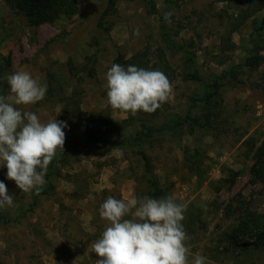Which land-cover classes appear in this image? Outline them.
Segmentation results:
<instances>
[{"label": "rangeland", "instance_id": "374dc122", "mask_svg": "<svg viewBox=\"0 0 264 264\" xmlns=\"http://www.w3.org/2000/svg\"><path fill=\"white\" fill-rule=\"evenodd\" d=\"M108 1L76 0L72 16L31 25L0 0V95L10 93L8 75L27 71L46 95L16 107L66 123L47 194L20 191L0 166L14 197L0 207V264H95L91 244L106 227L99 211L109 196L186 204L189 264L196 255L206 264H264V250L222 252L218 240L249 213L264 214V179L251 175L254 149L245 144L264 137V65L245 67L249 55L264 57V0H150L154 12L143 0H113L115 11L104 15ZM138 60L163 72L172 93L153 113L122 114L108 104L106 72ZM213 75H223L217 104L199 128L192 119L204 122L201 98ZM187 115L177 132L167 125Z\"/></svg>", "mask_w": 264, "mask_h": 264}, {"label": "clouds", "instance_id": "9594fccd", "mask_svg": "<svg viewBox=\"0 0 264 264\" xmlns=\"http://www.w3.org/2000/svg\"><path fill=\"white\" fill-rule=\"evenodd\" d=\"M171 15L165 13L164 19L169 21ZM6 80L10 93L0 95V166L6 167L7 179L20 191L35 190L39 195L49 164L63 152L66 123L56 119L42 123L35 113L16 107L35 105L45 98L46 86L29 72L17 71ZM106 82L110 107L133 116L153 113L172 93L163 72L135 65L113 64L106 72ZM13 199L0 182V207L11 206ZM186 209V204L171 196H133L127 201L109 196L99 211L106 227L91 244L98 257L95 264H189L190 249L185 244L189 237L182 224ZM129 215L135 219H127ZM193 264H206V258L196 255Z\"/></svg>", "mask_w": 264, "mask_h": 264}, {"label": "trees", "instance_id": "16d2710c", "mask_svg": "<svg viewBox=\"0 0 264 264\" xmlns=\"http://www.w3.org/2000/svg\"><path fill=\"white\" fill-rule=\"evenodd\" d=\"M11 7L15 8L18 13L23 14L31 25H39L42 23H53L56 19L65 16L70 17L76 12V0H5ZM148 3L150 10L154 12L155 6L150 0H143ZM114 1L109 0L107 7L104 10V15H111L114 12ZM136 59L130 61L131 64ZM119 62V60L117 61ZM137 66L143 68L142 63L138 60ZM264 65V57L260 55H249L245 62V67L256 70L259 66ZM144 69V68H143ZM213 82L210 86L204 87V95L201 101L207 106L206 114L204 115V122L198 119H192V122L199 128L209 124L210 117L213 115V107L217 104L218 85L217 80H221L223 75H213ZM185 78L197 81L196 74L186 75ZM70 104L73 105V117L75 118V126H79L85 120L80 115L78 100L73 97L69 99ZM187 115L182 121L171 120L167 125H171L174 132H177L182 127L183 123L191 122ZM139 138V137H138ZM246 145L254 149L253 160L254 164L250 169V173L254 178L264 179V137L258 146H255L254 141L248 140ZM55 159L49 164L53 167ZM46 179L48 176L46 175ZM153 190H157L153 185ZM47 194L45 189L40 193ZM219 243H224L221 248L222 252H228L231 249L238 253H248L251 250H264V214L249 213L248 216L241 218L236 225H232L221 233L218 237Z\"/></svg>", "mask_w": 264, "mask_h": 264}]
</instances>
